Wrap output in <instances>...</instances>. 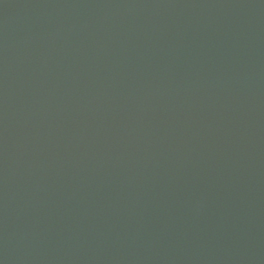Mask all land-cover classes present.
Listing matches in <instances>:
<instances>
[{"label": "water", "instance_id": "obj_1", "mask_svg": "<svg viewBox=\"0 0 264 264\" xmlns=\"http://www.w3.org/2000/svg\"><path fill=\"white\" fill-rule=\"evenodd\" d=\"M0 264H264V0H0Z\"/></svg>", "mask_w": 264, "mask_h": 264}]
</instances>
